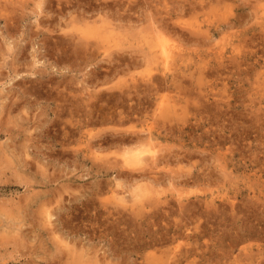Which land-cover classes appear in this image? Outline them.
<instances>
[{
	"label": "rangeland",
	"instance_id": "1",
	"mask_svg": "<svg viewBox=\"0 0 264 264\" xmlns=\"http://www.w3.org/2000/svg\"><path fill=\"white\" fill-rule=\"evenodd\" d=\"M0 264H264V0H0Z\"/></svg>",
	"mask_w": 264,
	"mask_h": 264
},
{
	"label": "bare ground",
	"instance_id": "2",
	"mask_svg": "<svg viewBox=\"0 0 264 264\" xmlns=\"http://www.w3.org/2000/svg\"><path fill=\"white\" fill-rule=\"evenodd\" d=\"M58 4H59V3H58ZM67 4H68V3H67ZM157 24H158V23H157ZM160 25H161V24H160ZM165 32H166V31H165ZM167 33H168V32H167ZM174 33H175V32H174ZM174 33H173V34H174ZM158 36H159V35H158ZM160 36H161V34H160ZM157 39H158V37H157ZM164 41H165V40H164ZM159 42H160V41H159ZM163 46H164V45H163ZM164 48H165V47H164ZM165 50H166V49H165ZM163 51H164V50H163Z\"/></svg>",
	"mask_w": 264,
	"mask_h": 264
}]
</instances>
